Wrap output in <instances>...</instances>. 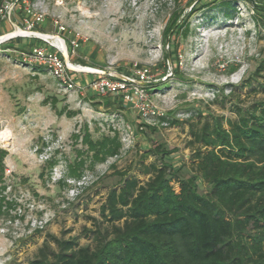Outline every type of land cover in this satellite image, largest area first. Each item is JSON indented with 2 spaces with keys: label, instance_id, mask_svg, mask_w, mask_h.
I'll list each match as a JSON object with an SVG mask.
<instances>
[{
  "label": "rangeland",
  "instance_id": "1",
  "mask_svg": "<svg viewBox=\"0 0 264 264\" xmlns=\"http://www.w3.org/2000/svg\"><path fill=\"white\" fill-rule=\"evenodd\" d=\"M34 1L45 16L36 30L60 34L69 50L78 40L70 50L73 63L134 79L145 72L150 84L139 85L129 102L120 94L65 91L45 66L24 60L43 40L0 44V148L8 152L0 183V264H28L48 234L87 244L84 229L100 218L118 172L145 182L141 164L155 157L143 154L163 144L174 150L167 161L189 176L190 124L208 115L235 118L237 94L246 105L264 97V69L258 71L264 11L247 0H226L229 14L222 0ZM96 76L74 73L77 86ZM113 130L121 137L120 154L93 163L85 134L98 138ZM208 188L200 182V191Z\"/></svg>",
  "mask_w": 264,
  "mask_h": 264
},
{
  "label": "trees",
  "instance_id": "2",
  "mask_svg": "<svg viewBox=\"0 0 264 264\" xmlns=\"http://www.w3.org/2000/svg\"><path fill=\"white\" fill-rule=\"evenodd\" d=\"M247 1L264 11L261 0ZM219 3L229 14L230 2ZM237 97L235 118L208 115L190 124L189 176L167 161L174 150L150 148L143 156L155 160L140 168L148 179L117 173L100 218L84 229L90 242L48 234L28 264H264V97L247 105ZM83 142L93 163L123 147L117 130L87 133ZM7 153L0 148V183ZM201 181L208 190L200 191Z\"/></svg>",
  "mask_w": 264,
  "mask_h": 264
},
{
  "label": "built area",
  "instance_id": "3",
  "mask_svg": "<svg viewBox=\"0 0 264 264\" xmlns=\"http://www.w3.org/2000/svg\"><path fill=\"white\" fill-rule=\"evenodd\" d=\"M44 20V13L38 8V4L34 0H2L0 3V22L7 24L14 30H36V25L42 23ZM23 37L38 38L47 44L33 47L30 52L24 53V60L28 63L36 62L45 66L57 80L62 90L70 91L77 88L81 93H83L84 90H91L99 96L120 94L122 100L125 102L131 101L132 95L139 93L138 84L118 79L110 75L96 74L97 76L90 79L86 84L77 86V80L74 78L75 72L68 69L62 56V47L59 39L57 40H59L60 44H55L53 39L30 35ZM69 46L71 47L70 50L75 52L79 47L78 40H72ZM138 76L139 78H137V80L146 81L147 75L145 72L139 71ZM142 102L145 103L144 100H142ZM141 114L157 115L159 112L150 113L143 111ZM6 171L7 173H11V169L9 168H7Z\"/></svg>",
  "mask_w": 264,
  "mask_h": 264
},
{
  "label": "water",
  "instance_id": "4",
  "mask_svg": "<svg viewBox=\"0 0 264 264\" xmlns=\"http://www.w3.org/2000/svg\"><path fill=\"white\" fill-rule=\"evenodd\" d=\"M198 0H194L192 3L197 2ZM254 2V4H260L255 2L254 0H251ZM264 6V4H262ZM34 36V37H40V38H48V39H59L61 42V47H62V56L66 62V65L68 67L69 70L74 71V72H85V73H90V74H99V75H110L113 77H116L118 79H122V80H126L128 82L134 83V84H138V85H148L150 84V82L148 81H141V80H137L134 78H131L121 72L118 71H111V70H103V69H94L88 66H83V65H77L75 63L72 62L71 60V55L69 52V48H68V44L65 40V38L63 36H61L60 34H56V33H46V32H41V31H37V30H25V29H20V30H12L6 33H3L0 35V44L15 39V38H19V37H23V36ZM168 40H169V36L167 37V45H168ZM167 60L169 63V66L172 64L171 62V56L169 54V52H167Z\"/></svg>",
  "mask_w": 264,
  "mask_h": 264
},
{
  "label": "bare ground",
  "instance_id": "5",
  "mask_svg": "<svg viewBox=\"0 0 264 264\" xmlns=\"http://www.w3.org/2000/svg\"><path fill=\"white\" fill-rule=\"evenodd\" d=\"M53 42H54L55 44H60L59 40H57V39H54Z\"/></svg>",
  "mask_w": 264,
  "mask_h": 264
},
{
  "label": "crops",
  "instance_id": "6",
  "mask_svg": "<svg viewBox=\"0 0 264 264\" xmlns=\"http://www.w3.org/2000/svg\"><path fill=\"white\" fill-rule=\"evenodd\" d=\"M2 31H0V34H3L4 32H6L5 30H4V28L2 27V29H1ZM15 39H18V38H15Z\"/></svg>",
  "mask_w": 264,
  "mask_h": 264
}]
</instances>
